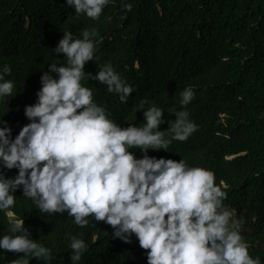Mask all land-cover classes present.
Here are the masks:
<instances>
[{
  "label": "trees",
  "instance_id": "obj_1",
  "mask_svg": "<svg viewBox=\"0 0 264 264\" xmlns=\"http://www.w3.org/2000/svg\"><path fill=\"white\" fill-rule=\"evenodd\" d=\"M93 27L99 30L93 37L98 59L85 70L95 73L110 61L134 90L122 103L98 80L83 83L122 126L143 123L142 112L134 110L142 97L164 107L168 120L176 118L170 109L186 108L196 131L186 141L174 140L168 152L149 153L214 170L216 183L227 184L225 204L245 218L250 253L264 261V0H115L99 20L76 14L67 0H0V69L10 64L6 78L16 82V96L0 104V118L11 123L13 135L28 122L24 106L35 101L43 71L50 62H64L53 51L63 32L82 36ZM188 85L196 95L182 105ZM16 195L15 213L33 238L52 248V264H72L69 232L89 244L79 264H147L135 237L132 243L112 238L103 222L80 228L67 213H41L22 190ZM10 220L0 212V235L10 232ZM16 256L0 250V264ZM30 264L44 261L34 257Z\"/></svg>",
  "mask_w": 264,
  "mask_h": 264
},
{
  "label": "clouds",
  "instance_id": "obj_2",
  "mask_svg": "<svg viewBox=\"0 0 264 264\" xmlns=\"http://www.w3.org/2000/svg\"><path fill=\"white\" fill-rule=\"evenodd\" d=\"M114 2L67 0V6L99 20ZM98 35L95 27L84 28L82 36L64 31L53 48L64 62H50L43 71L35 101L24 106L28 122L13 135L11 123L0 118V212L11 218L10 232L0 235V250L17 254L7 264L54 259L52 248L33 238L25 218L15 213L18 190L41 213H67L80 228L106 223L112 238L126 243L135 237L147 264H264L250 253L245 218L225 204L227 184L216 183L214 170L149 153L166 151L196 131L189 111L170 109L176 118L168 120L164 107L142 97L134 110L142 112L143 123L122 126L97 102L95 89L83 83L98 80L122 103L134 90L110 61L95 73L85 70L98 59L93 39ZM11 73L8 63L0 69V104L16 96V82L6 78ZM180 95V103L188 105L196 92L188 85ZM13 169L18 171L8 175ZM67 238L72 264H79L89 244L82 234L69 232Z\"/></svg>",
  "mask_w": 264,
  "mask_h": 264
}]
</instances>
